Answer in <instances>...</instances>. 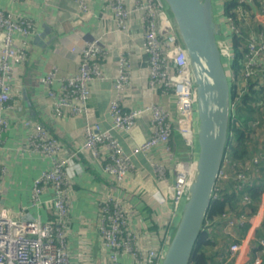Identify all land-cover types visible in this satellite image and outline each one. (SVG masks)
Returning <instances> with one entry per match:
<instances>
[{"label": "built area", "instance_id": "1", "mask_svg": "<svg viewBox=\"0 0 264 264\" xmlns=\"http://www.w3.org/2000/svg\"><path fill=\"white\" fill-rule=\"evenodd\" d=\"M74 1L82 11H87L89 0ZM244 4H252L251 7L255 5L254 0H237L234 7L237 18L234 19L224 11V0H217L215 3L219 9L216 13L217 19L222 25V34L218 43L223 58L226 56L228 59H226L228 64L234 57L231 34L239 33L241 27H248L253 22L260 27L259 30H249L245 38L246 47L242 57L241 74L235 77L229 68L230 80L234 81L238 94L242 93L244 89L242 87L248 79L264 82V0H262V9L256 11L246 8ZM104 7L113 13L117 29L122 30H126L133 10L143 12L142 47L148 56L150 85L153 89L173 95L176 98L177 109L182 115V119L176 122L168 109L156 103L126 109L121 98L130 81V65L125 55L120 57L119 73L114 81L117 94L109 106L111 126L104 128L98 122L87 123L82 144V148L87 149L92 157L99 161L109 178L115 183H120L135 171L134 155L146 154L158 144H163L166 151L170 149L169 142L175 125L191 143L192 131L189 122L193 110L194 90L185 51L163 0H136L131 9L126 7L125 0H104ZM33 29V21L30 18L0 9L1 109H6L12 98L13 63L20 65L26 61ZM15 33L21 36L18 41ZM72 51L79 55L77 72L58 76L56 69L53 68L40 79L51 98L53 115L57 117L86 115L91 83L95 79L104 78L101 58L105 50L100 37L92 38L78 50L72 47ZM55 80L59 81L57 90L52 88ZM145 112L151 114V133L131 151H126L114 135V131L128 132L134 126L137 117ZM23 124L29 129L28 147L51 160V166L43 170L33 182L29 207L41 206V195L49 187L52 191L50 202L55 218L43 220L39 215L28 217L24 215V209L15 216L8 208H0V264H83L70 261L65 221L71 205L72 178L79 168L74 161L77 150L64 154L62 143L43 124L30 118H25ZM8 125V119L0 114V135ZM259 138L262 139L260 135ZM252 156L251 160L245 162L243 170L236 172V178L239 179V183L235 184L236 190H240L246 183L252 184L254 179L260 176V165L257 163L260 159L264 161V151ZM148 161L156 178L163 181L166 177V165L152 158ZM229 161L224 154L217 181L221 178L233 177L230 174L232 169L228 168ZM5 172L6 167L0 161V178ZM193 172V167H186L180 163L175 165L174 181L169 186L175 205L187 196ZM215 188L212 199L218 195V192L215 193ZM152 196L161 202L164 200L158 191ZM249 201V197L244 195L242 203L246 204ZM251 218L248 219L243 215L236 217L233 213H226L220 217L221 223L217 226L219 229L215 231L223 232L231 239L220 258V264H229L240 250L241 237L238 230L247 223L251 224ZM128 223L127 210L117 197L107 196L101 199L98 208V237L107 255L104 264H124L123 257L130 260L128 264H160L164 250L152 246L143 249L137 243L133 231L128 228ZM204 225L210 226V221L206 217L203 227ZM259 244L264 251V239H260Z\"/></svg>", "mask_w": 264, "mask_h": 264}, {"label": "crops", "instance_id": "2", "mask_svg": "<svg viewBox=\"0 0 264 264\" xmlns=\"http://www.w3.org/2000/svg\"><path fill=\"white\" fill-rule=\"evenodd\" d=\"M135 1L125 0L126 7L133 8ZM0 9L22 14L34 25L26 61L20 65L13 63L12 98L6 109L0 107V114L9 122L8 128L0 135V161L6 167L0 178V208H8L15 216L24 209V215L28 217L55 218L49 187L41 195V206L29 207L35 178L51 166L49 157L28 147L29 129L23 120L30 118L43 124L62 143L64 154L77 150L74 161L79 168L72 178L71 205L65 220L72 263L104 264L107 255L98 237V208L101 199L107 196L117 197L126 208L128 228L143 249L152 246L165 250L186 197L178 205L171 197L169 186L174 181L175 165L180 163L192 168L197 154L195 99L189 122L191 143L175 125L173 134L176 133L169 142L170 149L166 151L163 144H158L146 154L134 155L135 171L120 183L112 181L99 161L82 148L87 123L98 122L104 128L111 126L109 106L117 94L114 81L123 55L130 65V81L121 98L124 107L130 109L156 103L168 109L176 122L182 119L176 98L150 85L148 56L142 47L143 12L133 10L126 30H122L117 29L114 15L105 9L104 0H89L87 11H82L74 0H0ZM15 34L18 41L21 36ZM95 37L101 38L105 50L101 58L104 78L91 83L88 113L76 117L53 115L52 101L41 77L53 68L58 76L77 72L79 55L72 51V47L78 50ZM1 42L0 32V48ZM58 86L59 81H53L52 88L57 90ZM151 127V114L145 112L137 117L128 132L116 130L114 135L126 151H131L149 137ZM151 158L166 165L163 181L156 178L148 161ZM155 191L163 196L162 202L153 198ZM263 223L264 192L257 213L241 236V248L229 264L261 262L264 251L259 241L263 238H258L255 231ZM122 261L124 264L130 262L126 257Z\"/></svg>", "mask_w": 264, "mask_h": 264}, {"label": "water", "instance_id": "3", "mask_svg": "<svg viewBox=\"0 0 264 264\" xmlns=\"http://www.w3.org/2000/svg\"><path fill=\"white\" fill-rule=\"evenodd\" d=\"M163 1L191 73L197 117V154L188 194L160 264H189L229 142L230 69L218 43L222 25L217 19L213 0Z\"/></svg>", "mask_w": 264, "mask_h": 264}, {"label": "trees", "instance_id": "4", "mask_svg": "<svg viewBox=\"0 0 264 264\" xmlns=\"http://www.w3.org/2000/svg\"><path fill=\"white\" fill-rule=\"evenodd\" d=\"M216 1L213 0L217 13L219 9L215 5ZM236 4L237 0H224V11L234 19L237 18V13L234 10ZM254 4L252 7L250 6L252 4H244V6L254 11L262 9V0H254ZM259 28L253 22L248 27H241L239 33L231 34L230 40L234 57L228 66L235 77L242 71V57L245 52V38L248 31L259 30ZM230 82L233 108L229 142L225 154L230 160L228 162V166H230L227 167L232 169L230 174L234 178H221L217 181L215 193L218 192V195L212 199L206 216V219L210 221V226L204 225L202 228L194 245L189 264H220V258L231 240L225 233L215 231L219 229L217 226L221 223L220 217L226 213H233L236 217L243 215L250 219L257 213L264 192V161L262 159L257 163L260 165V176L256 177L252 184L243 185L240 190L235 188V184L239 183L236 172L243 170L245 162L251 160L252 155L264 150V82L260 83L258 79H248L240 94H238L234 81L230 80ZM259 135L262 136V139H259ZM244 195H247L250 200L246 204L242 203ZM249 224L240 227L238 230L240 237L246 232ZM255 235L264 239V223L260 229L255 231ZM259 264H264V252H262Z\"/></svg>", "mask_w": 264, "mask_h": 264}, {"label": "rangeland", "instance_id": "5", "mask_svg": "<svg viewBox=\"0 0 264 264\" xmlns=\"http://www.w3.org/2000/svg\"><path fill=\"white\" fill-rule=\"evenodd\" d=\"M226 55V54H225ZM227 58H226V56H225V62L228 64V62H227V60H226ZM229 67V66H228ZM192 163H194V162H192ZM193 168H194V164H193ZM191 175V174H190ZM190 175H189V177H190Z\"/></svg>", "mask_w": 264, "mask_h": 264}]
</instances>
